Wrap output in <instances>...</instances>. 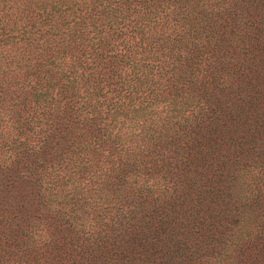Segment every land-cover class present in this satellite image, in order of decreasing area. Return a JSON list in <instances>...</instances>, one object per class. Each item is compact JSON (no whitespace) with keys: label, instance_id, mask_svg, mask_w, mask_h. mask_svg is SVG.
Returning a JSON list of instances; mask_svg holds the SVG:
<instances>
[{"label":"trees","instance_id":"obj_1","mask_svg":"<svg viewBox=\"0 0 264 264\" xmlns=\"http://www.w3.org/2000/svg\"><path fill=\"white\" fill-rule=\"evenodd\" d=\"M0 264H264V0H0Z\"/></svg>","mask_w":264,"mask_h":264}]
</instances>
